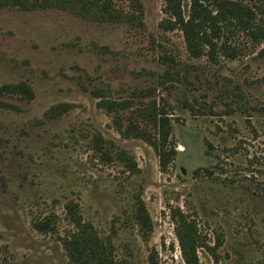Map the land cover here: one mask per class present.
Returning a JSON list of instances; mask_svg holds the SVG:
<instances>
[{
  "label": "rangeland",
  "instance_id": "rangeland-1",
  "mask_svg": "<svg viewBox=\"0 0 264 264\" xmlns=\"http://www.w3.org/2000/svg\"><path fill=\"white\" fill-rule=\"evenodd\" d=\"M112 1L122 21L0 7V264H70L69 206L117 263L185 264L178 210L196 226L200 264H264V37L230 39L233 59L193 58L163 0ZM231 1L261 24L264 0ZM17 84L32 97L5 89ZM101 101L124 104L123 130L132 119L156 136L137 112L164 114L173 149L164 171ZM138 202L152 222L147 240Z\"/></svg>",
  "mask_w": 264,
  "mask_h": 264
},
{
  "label": "trees",
  "instance_id": "trees-1",
  "mask_svg": "<svg viewBox=\"0 0 264 264\" xmlns=\"http://www.w3.org/2000/svg\"><path fill=\"white\" fill-rule=\"evenodd\" d=\"M132 1L136 3V0ZM163 1L164 13L172 19L167 23L182 32L186 50L193 58L206 55L211 61H215L217 54H222L233 59L238 49L231 45L230 39L241 33L253 41L264 37V18L260 20L261 24L257 23L254 12L240 2L231 0ZM183 2L189 3L187 17L183 14ZM4 6L19 7L23 10L57 8L98 22H118L124 19L120 11L114 8L112 0H0V7ZM127 18L131 19L132 16ZM5 89L15 91L25 99L32 97L31 90L25 84L8 86ZM99 106L115 114V127L123 137L136 138L148 143L157 155L159 168L162 171L165 170L172 159L173 149L168 150L166 146L170 130L168 120L162 112L156 110L154 106L152 109L137 112L142 121H146L156 129L157 135L154 136L132 119L123 130L117 113L125 109L124 104L101 101ZM60 107L66 106L61 105L57 108ZM67 209L75 227V232L71 236L62 239L70 264H126L115 262L111 244L98 237L91 225L82 223L72 206ZM171 217L184 263L200 264L196 256L199 242L195 224L178 210L173 212ZM133 219L141 237L147 240L152 231V222L141 202H138L134 208ZM148 264H158L153 255L148 257Z\"/></svg>",
  "mask_w": 264,
  "mask_h": 264
}]
</instances>
